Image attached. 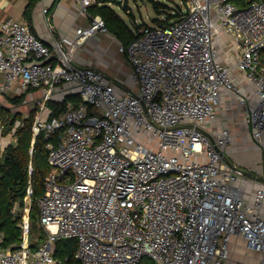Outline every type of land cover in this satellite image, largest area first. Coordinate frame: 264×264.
I'll list each match as a JSON object with an SVG mask.
<instances>
[{
	"label": "built area",
	"instance_id": "obj_1",
	"mask_svg": "<svg viewBox=\"0 0 264 264\" xmlns=\"http://www.w3.org/2000/svg\"><path fill=\"white\" fill-rule=\"evenodd\" d=\"M75 1L83 13L98 2ZM185 1L179 19L120 46L135 96L68 61L65 46L108 32L101 17L54 49L24 20L1 25L0 95L42 91L32 133L46 141L50 173L38 201L45 243L31 249L28 210L18 248L0 236V264H66L55 257L63 239L77 240L82 264H231L233 239L264 264V183L250 203L223 157L232 132L210 127L229 100L264 145V0ZM65 84L81 102L56 114L49 104Z\"/></svg>",
	"mask_w": 264,
	"mask_h": 264
},
{
	"label": "crops",
	"instance_id": "obj_2",
	"mask_svg": "<svg viewBox=\"0 0 264 264\" xmlns=\"http://www.w3.org/2000/svg\"><path fill=\"white\" fill-rule=\"evenodd\" d=\"M30 0H0V29L1 25L9 19L24 20L30 27L32 33L41 40L46 46L54 49L55 44L62 39H69L75 41L78 33L82 29H87L94 16L90 10L83 13L80 5L75 0H36L35 4L30 7ZM46 11V12H45ZM120 16V15H119ZM123 43L114 36L111 32H98L92 37L79 44L76 50L70 51L68 46H65L66 55L70 64L76 67H91L101 70L104 76L111 82L119 86L126 94L134 93L131 82L132 67L128 63L126 56L120 53L119 48ZM57 54H53L55 61ZM15 85L12 90L0 95V105L8 109L11 115L21 114L23 118L29 116L25 115L23 107L29 108V115L36 112V101L42 97V91L38 89H30L25 93H19ZM21 99V103L16 104L15 99ZM65 101L68 105L80 104L81 98L78 90L72 84H65L54 97V104L63 103ZM50 107V105H49ZM51 108V107H50ZM53 109V108H51ZM19 110V111H18ZM240 110L236 103L225 101L222 111L218 114V119L210 125L214 134H218L221 129L227 128L232 132L233 142L231 145L239 143V139L246 138L251 135L243 115L238 114ZM222 114L224 120L222 119ZM236 120L241 122V130L237 132L233 130L232 123ZM21 125L17 121L15 127ZM0 132V147L1 150L16 142L14 138L15 131L13 130L6 137L2 136V128ZM237 141V143H236ZM234 147L225 151L232 163L238 168L244 167L245 171L252 174V176L240 177L236 186L244 191L245 198L253 203L256 191L264 183V178L259 177L260 172L263 171L261 166L255 167L256 171L252 170V148L255 146L249 145L248 149L241 151L234 150ZM241 147V145H240ZM239 151V152H238ZM250 151L247 156L245 152ZM236 153L235 155H233ZM246 165V166H245ZM264 216V209L262 211ZM259 260V259H258Z\"/></svg>",
	"mask_w": 264,
	"mask_h": 264
},
{
	"label": "trees",
	"instance_id": "obj_3",
	"mask_svg": "<svg viewBox=\"0 0 264 264\" xmlns=\"http://www.w3.org/2000/svg\"><path fill=\"white\" fill-rule=\"evenodd\" d=\"M117 1L98 0L96 5L89 7V10L94 16L101 17L108 31L116 36L124 46H128L140 37V30L146 25L143 24L136 33H133L113 8V4H122ZM30 2L31 7V4L34 5L36 0H30ZM154 7L157 12L161 11L160 2L154 3ZM124 8L127 12L129 11L127 7ZM179 8L177 14L169 15L165 21H157L158 26L179 19L182 11ZM261 60L264 62V51ZM21 101L19 98L15 99L16 104ZM67 102L50 103L49 105L56 114H59L66 111ZM34 116L35 112L30 113L27 118H23L21 114L13 116L8 109L0 105V128H2L3 137L13 131L17 121L21 122L13 135L16 142L7 146L4 151L0 147V236L4 237L1 247L5 250H15L22 243L23 231L20 225L23 222V216L22 212L18 213L16 209L17 206L23 209L25 200L29 196L32 200L30 210L32 228L29 239L31 249L38 250L47 239V232L39 223L38 201L45 195V180L50 173L49 153L46 149V141L41 135L33 142ZM30 190H32L31 195ZM36 234H38L37 238ZM55 246L56 258L63 260L66 264H82L75 258L78 250L77 240L63 239L58 241ZM141 264H145L144 260Z\"/></svg>",
	"mask_w": 264,
	"mask_h": 264
},
{
	"label": "rangeland",
	"instance_id": "obj_4",
	"mask_svg": "<svg viewBox=\"0 0 264 264\" xmlns=\"http://www.w3.org/2000/svg\"><path fill=\"white\" fill-rule=\"evenodd\" d=\"M160 2L161 3V11L157 12L154 3ZM118 0V3H122L121 5L113 4V8L117 11V13L124 19L125 23L128 25V27L131 29L133 33H136L139 28L145 24L146 26L149 27H156L158 26L157 21H165L169 15L171 14H177L178 8L180 7L181 10L184 8H187V4L185 0ZM129 10L128 12L125 10ZM179 8V9H180ZM177 20V19H174ZM138 91V89H135V93ZM23 107V111L25 112V115L29 116V108L24 107V105L20 106ZM19 111V110H18ZM238 112V115H241L240 110H235ZM224 116L222 114V119L224 120ZM241 122L239 120H236L232 123V128L233 130H236L239 132L241 130L240 128ZM14 131L16 130V127L13 129ZM237 143V141H236ZM234 145V144H233ZM229 145L227 148L231 149L234 146ZM239 146H235L234 150H243L248 149L249 145L252 147V170L256 171L255 167L261 166L263 171L260 172V175H258L261 178H264V145L258 146L256 142H254L253 139H251L249 136L246 138H241L239 139V143L236 144ZM241 145V147H240ZM231 147V148H230ZM238 151V152H239ZM250 151L245 152V156L249 154ZM234 153L233 155H235ZM236 156V155H235ZM228 157V156H227ZM229 160H231L228 157ZM246 166V165H245ZM242 170H245L244 167H241ZM28 198L25 200V206L23 209H21L19 206H17L16 212H22L23 220L27 216V211L31 210V204L32 200L31 198ZM29 204H28V203ZM29 226V237L30 239V233H31V221H30V215H29V221L27 222ZM35 237H38V234L35 235ZM230 249L233 254V261L231 264H259L260 259V254L254 253L252 251H249L246 249L245 243L243 240H236L233 239ZM145 264H153L152 260L150 259H145L144 260ZM229 263V262H228Z\"/></svg>",
	"mask_w": 264,
	"mask_h": 264
},
{
	"label": "water",
	"instance_id": "obj_5",
	"mask_svg": "<svg viewBox=\"0 0 264 264\" xmlns=\"http://www.w3.org/2000/svg\"><path fill=\"white\" fill-rule=\"evenodd\" d=\"M130 94L133 95V96H135L134 93H130ZM212 142H213V141H212ZM223 157H224V160L226 161V163L228 164V166H230L232 169H234V170H236V171H238V172H241L243 175H246V176H252L251 173H249V172H247V171H245V170H242V169L238 168L236 165H234V164L232 163V161L229 160L228 157H227L225 154H223Z\"/></svg>",
	"mask_w": 264,
	"mask_h": 264
}]
</instances>
